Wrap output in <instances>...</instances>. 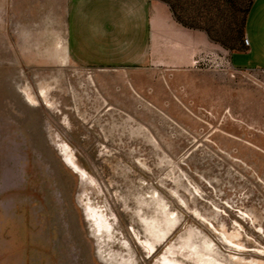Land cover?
<instances>
[{
  "label": "rangeland",
  "instance_id": "1",
  "mask_svg": "<svg viewBox=\"0 0 264 264\" xmlns=\"http://www.w3.org/2000/svg\"><path fill=\"white\" fill-rule=\"evenodd\" d=\"M158 1L207 61L53 66L43 43L0 74V264H264V71L229 61L253 0Z\"/></svg>",
  "mask_w": 264,
  "mask_h": 264
},
{
  "label": "crops",
  "instance_id": "2",
  "mask_svg": "<svg viewBox=\"0 0 264 264\" xmlns=\"http://www.w3.org/2000/svg\"><path fill=\"white\" fill-rule=\"evenodd\" d=\"M243 34L248 46L230 53L231 67L264 71V0L252 1ZM43 43L50 65L125 73L190 69L210 49L158 0H0V74L37 63Z\"/></svg>",
  "mask_w": 264,
  "mask_h": 264
},
{
  "label": "bare ground",
  "instance_id": "3",
  "mask_svg": "<svg viewBox=\"0 0 264 264\" xmlns=\"http://www.w3.org/2000/svg\"><path fill=\"white\" fill-rule=\"evenodd\" d=\"M246 41V40H245ZM25 93V92H24ZM27 97L28 99L33 102V100L30 98L31 96L29 94H27ZM62 146V145H61ZM59 147V146H58ZM59 152V151H58ZM73 153V152H72ZM72 153L69 149V147L64 144L62 147H61V150H60V155L63 157V161L66 163V165L68 166V168H70L75 174H77L81 180H84L86 181L88 179V174H86L84 171H82L75 163L74 161V158L72 156ZM61 157V158H62ZM90 177V176H89ZM90 180V179H89ZM88 181V180H87ZM90 183V182H89ZM92 183V182H91ZM114 228V227H112ZM107 230L108 231H111V227L110 226H107ZM139 242L143 245V243L139 240ZM125 246H128V245H125ZM148 249V253L149 255H152L154 254L155 252V246L153 245H145ZM145 247V248H146ZM126 263V262H125ZM171 264H176L175 262H172ZM180 264V263H179Z\"/></svg>",
  "mask_w": 264,
  "mask_h": 264
},
{
  "label": "built area",
  "instance_id": "4",
  "mask_svg": "<svg viewBox=\"0 0 264 264\" xmlns=\"http://www.w3.org/2000/svg\"><path fill=\"white\" fill-rule=\"evenodd\" d=\"M244 45H245V46H248V41H247V40L244 41ZM205 58H207V57H204V58H203V57H201V56H197L195 60H196L197 62L207 61V59H205ZM196 61H195V62H196Z\"/></svg>",
  "mask_w": 264,
  "mask_h": 264
},
{
  "label": "trees",
  "instance_id": "5",
  "mask_svg": "<svg viewBox=\"0 0 264 264\" xmlns=\"http://www.w3.org/2000/svg\"><path fill=\"white\" fill-rule=\"evenodd\" d=\"M243 30H244V23H243V25H242V33H243Z\"/></svg>",
  "mask_w": 264,
  "mask_h": 264
}]
</instances>
